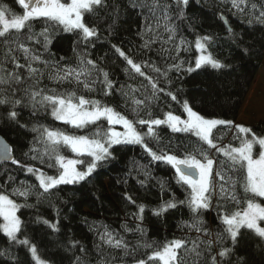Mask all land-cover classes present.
I'll use <instances>...</instances> for the list:
<instances>
[{"label": "snow or ice", "instance_id": "6c2138e0", "mask_svg": "<svg viewBox=\"0 0 264 264\" xmlns=\"http://www.w3.org/2000/svg\"><path fill=\"white\" fill-rule=\"evenodd\" d=\"M129 3L133 9H140L138 15H143L145 9L148 15L143 16L144 25L136 31V35L142 41L138 49L135 45L125 49L123 40L110 46L113 55L122 62V71L128 81L124 84L114 81L112 79L114 73L101 67L97 60L91 58L90 53L79 55L77 63L72 65L71 61L63 56L51 58L54 54L51 53L50 48L61 32L77 35L78 39L74 41V53L80 43L86 48L89 45L94 47L95 42L100 40L101 29L98 24L90 23L88 17L96 16L103 11L107 16L106 22L111 21L109 24L111 28L119 19V5L110 6L107 0H70V2L17 0V4L22 9L19 14L8 6H0V42L8 49L4 54L3 62H0V109L3 110L0 115L6 119V126L27 129V124L21 122L20 109L30 107L33 117L43 110L44 114L50 115L53 120L77 130L70 133L59 128H51L47 124L34 125L30 129L36 136L32 141L33 146L23 155L30 156L32 161L38 160L40 165L48 169H55L56 175H49L40 167L22 163L12 154L15 149L9 147L0 136V159L34 175L38 181V185L21 181V185L12 188L11 192L0 186V218L3 221L0 223V231L14 244L28 247L29 264H54L52 261L43 260L38 255L37 246L27 237L18 238L23 226V221L17 215L18 211L24 207H34L27 203L32 196H35L39 203L41 198L58 191L61 185L88 182L98 168L116 158L117 147L137 145L151 157L149 165L160 162L170 165L175 170L176 183L185 187L186 191L190 190L184 200L175 199L173 194V199L162 202L158 208L153 209L154 214L160 215L168 210L186 206L191 219L182 223L198 235L192 239L190 249L187 248V240H172L164 244L162 250L145 252L146 258L133 257V264H181L177 251L181 248L194 254L196 264H251L247 254L239 255V253L243 250L246 232L254 236L258 244L264 247V134H258L252 128L236 124L233 120L205 116L195 110L188 99L181 101L179 93L172 87L166 89L165 83L172 84L169 72L180 71L185 62L189 64L186 69L188 73L206 65H210L213 69H223L227 66L210 54L197 55L188 61L180 57L181 52H191L192 48L184 38L180 39L179 44L175 43L178 26L169 15V9L172 7L170 0H129ZM175 4L187 7L189 0H175ZM231 4L238 14L253 17L248 20L249 24L255 20L260 25H264V3H258L257 0H231ZM110 9L115 11V15ZM257 11L258 15H255ZM176 19L183 21V8L179 9ZM153 20L155 27L150 23ZM41 22L43 24L41 30L35 32L34 23ZM227 31L233 35L231 27ZM25 32L28 34L27 41H34L39 46L38 49L34 50L20 40V36ZM112 34L109 33L110 36ZM211 39L209 36H197L195 51L205 52V43L202 41ZM169 44L172 48L165 47ZM157 45L159 47H156ZM154 49L158 56L167 53L168 59L173 63L167 68H162L150 56L144 58L146 53ZM173 51L176 53L175 56L172 55ZM137 54L141 57L139 61L136 59ZM45 55L50 59H44ZM177 60L179 63L175 62ZM37 64L42 67L34 66ZM51 69L55 71H49L48 79L57 87H41L45 70ZM29 81L31 83H27L26 87H20ZM64 85H67V88L60 91V87ZM97 85L100 87L97 88ZM81 86L87 93L99 92L105 98L117 92L127 96L128 92L136 95L148 92L149 89L151 94L144 99L133 101L136 105L133 112L137 113L138 118L132 120L122 113L117 105H109L101 99L81 94L78 91ZM161 97L170 98L171 102L181 105L182 114H174L170 110L171 103L165 99L169 110L163 111L161 117L153 118L151 112H148V119L139 117L140 106L148 108L152 100H159ZM105 121L107 127L104 126ZM117 125L122 126L123 131H117ZM137 125L147 127V131L143 133L138 131ZM159 126H167L173 134H188L196 139L189 144H173L171 141L167 144L162 143L156 130ZM222 128L232 133V142L225 144L224 137L217 136V132ZM2 133L4 129L0 128V134ZM146 137L157 141L155 148L146 142ZM37 145L42 146L43 151H40ZM65 148L69 149L75 158L63 155ZM149 165L139 166V171L144 176V179L137 180L141 186H144L149 179H154ZM233 174L236 175L235 179ZM217 179L220 181L219 192L216 187ZM6 183L14 184L15 177L9 175ZM158 183L163 190L166 182L158 179ZM12 197H23L25 203H17ZM124 198L138 208V212L132 213V218L142 224L146 205H137L132 195L127 192ZM230 202L239 206L238 209L230 212L228 210ZM214 208L216 219L219 220L222 228L218 227L215 239L205 240L202 237L213 235L207 226L205 213ZM37 219L51 229L58 230L57 225L50 223L48 219L41 216ZM141 224H137L135 229L126 223L121 227L124 232L145 234ZM98 235L101 241L97 245L100 250L98 264H108L103 253L105 245L113 250H123L126 256L134 251L130 249L123 235L108 230L107 226L105 231ZM143 246L145 249H151L153 243H145ZM73 247H79L81 252H87L86 248L80 247L79 242H73ZM3 255H6V250L0 251V256ZM16 261L19 264L18 257ZM73 264H82V258L74 254Z\"/></svg>", "mask_w": 264, "mask_h": 264}, {"label": "trees", "instance_id": "16d2710c", "mask_svg": "<svg viewBox=\"0 0 264 264\" xmlns=\"http://www.w3.org/2000/svg\"><path fill=\"white\" fill-rule=\"evenodd\" d=\"M107 2L110 6L119 5V19L110 28L111 21L106 22L107 16L103 11L97 13L96 16L88 17L90 23L98 24L101 29L100 40L95 42L94 47L89 45L86 48L83 43H80L76 46V52L74 53L73 47L74 41L78 39L77 35L61 32L54 44L50 45L51 53L54 54L51 58L63 56L70 60L72 65H75L79 55L85 52L90 53L91 58L97 60L101 67L114 73L112 76L114 81L124 84L128 81L122 71V62L113 55L110 46L123 40L125 49L132 45H135L138 49L142 41L136 35V31L144 25L143 16L148 15V13L145 9L143 15H138L140 9H133L129 0H107ZM170 2L172 7L169 9V15L173 17L174 24L178 26L175 43L179 44L180 39L184 38L192 48L191 52H181L180 57L185 61L194 59L197 56L195 51L196 37L209 36L212 38L211 40L203 41L206 48L205 54L212 55L227 67L213 69L210 65H206L199 70L188 73L186 69L189 64L185 62L180 71L172 70L169 72L172 84L165 83V88L172 87L174 91L179 93L181 101L188 99L195 110L205 116L230 120L235 106L244 94V89L251 79L255 66L260 62L264 50V25H260L255 20L252 24H249L248 20L253 19V17L238 14L237 10L232 7L231 0H189L187 7L182 4L177 6L175 0H170ZM257 2L264 3V0H257ZM0 6H8L17 14L22 12L17 0H0ZM180 8L184 10L183 21L176 19ZM110 10L115 15V11ZM248 10L251 11L250 4ZM255 15H258V11ZM97 16H99V19H97ZM150 23L155 27L154 20ZM42 26V22L39 24L34 23L33 30L39 32ZM229 27L233 29V35L228 33L227 29ZM162 31L163 21L161 20ZM110 32L113 33L112 36L109 35ZM27 35V32H25L20 36V40L34 50L38 49L39 46L34 41H27ZM156 47H159V45ZM165 47L172 48V45L169 44ZM7 51V46L0 42V62H3L4 54ZM16 54L22 55V53ZM172 55L175 56L176 53L173 51ZM149 56L162 68H167L169 64L173 63L168 59L167 53L158 56L155 49L150 53H146L144 58ZM43 58L50 59L48 55ZM140 58V55L137 54V61ZM175 62L179 63V60ZM34 66L42 67L39 64ZM49 71L55 70H45L41 87H57L48 79ZM27 83H31V81L20 87H26ZM119 84H117V88H119ZM99 87L97 85V88ZM65 88H67V85L61 86L60 91H64ZM78 91L90 98L101 99L102 102L109 105H117L119 110L132 120L138 118L137 113L133 112V108L136 107L133 101L144 99L145 96L151 94L149 89L148 92L137 93L136 95L128 92L127 96H122L117 92L115 95L105 98L99 92L87 93L82 86ZM165 99H168L171 103L170 110L174 114H182L181 105L171 102L170 98L161 97L159 100H152L148 108L140 106L139 117L148 119V112L153 114V118L161 117L163 111L169 110ZM125 104H127L126 107ZM2 111L0 109V113ZM31 111L30 107L20 109L21 122L27 124V129L20 127L8 128L6 119L3 115H0V128L4 129V133L0 136L11 148L15 149L13 155L22 163L40 167L49 175H56L55 169H48L46 166L40 165L38 160L32 161L30 156L23 155L33 146L32 141L36 136L30 129L34 125L47 124L51 128H59L70 133L77 130L53 120L50 115H45L43 110L35 117L31 116ZM104 126L107 127L106 121ZM250 128L258 134H264V122H259L250 126ZM137 130L143 133L147 131V127L137 125ZM156 130L162 143L165 144L169 141L173 144H189L196 139L188 134H173L167 126H159ZM217 136H223L225 144L232 142V133L228 129L222 128L217 132ZM145 139L153 148L156 147V140L150 137ZM36 147L43 151L42 146L37 145ZM62 154L68 158H75L74 154L66 148ZM115 157L114 160L98 168L88 182L76 185H61L58 191H53L51 195L41 198L39 203L35 196L30 197L27 203L34 205V207L21 208L17 213L23 221L18 238L24 239L27 237L32 244L37 246L38 254L54 262V264H73L74 254L82 258V264H98L100 250L97 245L101 243L98 233L102 234L105 231V226L108 230L123 235L130 249L134 250L132 254L126 256L123 250H113L105 245L103 253L108 264H133V257L136 259L146 258L145 252L151 253L154 250H162L163 245L172 240H187V248L190 249L192 239L198 234L182 223L183 221H190L189 209L186 206L178 207L160 215L153 212V209L158 208L162 202L173 199V194L177 200H184L189 195L190 190L186 191L185 187H181L176 183L175 170L163 162L149 165L151 157L147 156L143 149L137 145L117 147ZM140 165H149L151 176L154 177V179H149L144 186L137 182L138 179H144L143 174L139 171ZM9 175L15 177L14 184L6 183ZM105 178L108 179L111 187L110 194H106L94 186L95 182ZM233 178H236L235 174H233ZM158 179H163L166 182L163 190L158 183ZM21 181L26 184L38 185L34 175L20 170L18 166L4 164L0 167V186L11 192L12 188L21 185ZM219 185L220 181L217 179V192H219ZM125 192L132 195L137 205H146L142 224L139 220L132 218V213L138 212V208L124 198ZM241 195H243L242 190ZM12 198L17 203H25L23 197ZM213 203L215 205V199ZM238 207L231 202L228 204L230 212L237 210ZM176 212L180 213L179 217L172 222L169 217ZM38 216L48 219L52 224H56L58 230L51 229L42 221H38ZM205 220L213 235L202 237V239H215L218 227L222 228L219 220L216 219L215 208L205 213ZM125 223L133 229L137 224H141L146 235L139 232H124L121 226ZM73 242H79L80 247L86 248L87 252H81L79 247H73ZM145 243H153V248L145 249L143 246ZM4 250H6V255L0 256V264H17V257L19 258V264H29L30 253L28 247L14 244L6 235L0 232V251ZM177 251L181 264H196L194 254L189 253L184 248ZM255 258H258L256 254ZM256 259H253L252 262L250 260V262L253 264L263 263L261 256L258 258L260 260Z\"/></svg>", "mask_w": 264, "mask_h": 264}, {"label": "rangeland", "instance_id": "374dc122", "mask_svg": "<svg viewBox=\"0 0 264 264\" xmlns=\"http://www.w3.org/2000/svg\"><path fill=\"white\" fill-rule=\"evenodd\" d=\"M62 2H64V0H62ZM68 2H70V0H68ZM201 54L206 55L205 52H197V55ZM259 61L260 62L258 65H256L254 68L251 79L244 89V94L241 96V99L235 106V109L231 115L230 120H233L236 124H242L244 126L250 127L252 125H256L259 122H264V50ZM116 130L123 131V128L122 126L117 125ZM122 147L123 146H120V148ZM94 186L96 189L106 194H110L111 187L109 186L108 179L105 178L104 180L102 179L97 181L94 183ZM179 214V212L171 214L169 217L170 220L174 222L179 217ZM0 223H3L2 218H0ZM0 232L3 233L2 231ZM243 245V250L239 253V255L247 254L249 260L252 262L253 259H256V254L258 258H260V256L263 258V263L259 264H264V247H261L258 244L254 236L246 232V241ZM39 256L45 261H50L49 259L44 258L42 255ZM258 258L256 260H260Z\"/></svg>", "mask_w": 264, "mask_h": 264}, {"label": "water", "instance_id": "95a60500", "mask_svg": "<svg viewBox=\"0 0 264 264\" xmlns=\"http://www.w3.org/2000/svg\"><path fill=\"white\" fill-rule=\"evenodd\" d=\"M6 142V141H5ZM7 143V142H6ZM8 144V143H7ZM9 145V144H8ZM9 147H11L10 145H9ZM13 154V153H12ZM4 164H11L10 162H8V163H6L3 159H0V167L2 166V165H4Z\"/></svg>", "mask_w": 264, "mask_h": 264}]
</instances>
